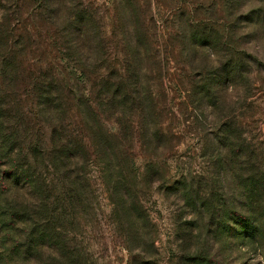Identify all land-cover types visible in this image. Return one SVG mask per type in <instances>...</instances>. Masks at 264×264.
<instances>
[{
  "label": "rangeland",
  "instance_id": "1",
  "mask_svg": "<svg viewBox=\"0 0 264 264\" xmlns=\"http://www.w3.org/2000/svg\"><path fill=\"white\" fill-rule=\"evenodd\" d=\"M80 22L94 23L108 48L86 83L67 73L50 43L72 36L66 26ZM0 24L24 49L20 80L7 91L26 112L23 152L49 132L34 115L29 76L57 68L68 88L97 103L96 127L80 128L92 163L79 188L83 214L72 230L86 264H143L142 244L148 264L212 258L220 245L210 231L219 229L208 230L212 204L201 197L233 201L234 185L252 181L233 171L252 166L247 152L264 170V0H0ZM3 43L0 36V60ZM138 67L134 101L122 113L111 110L94 78ZM120 200L146 220L144 241L125 237L126 224L116 221L122 211L112 203ZM185 222L198 229L190 252L177 240ZM251 257L244 264H261Z\"/></svg>",
  "mask_w": 264,
  "mask_h": 264
},
{
  "label": "trees",
  "instance_id": "2",
  "mask_svg": "<svg viewBox=\"0 0 264 264\" xmlns=\"http://www.w3.org/2000/svg\"><path fill=\"white\" fill-rule=\"evenodd\" d=\"M2 29L3 24H0L4 42L0 60L4 87V92L0 93V264H86L76 252L78 244L72 230L78 227L77 216L83 214L79 188L87 181L85 170L92 163L80 128L81 125L96 127L97 101L93 104L89 95H79L73 88H68L58 79L61 73L57 68L51 67L39 77L29 76L32 85L27 92L36 106L34 115L49 132L46 135L43 130L41 137L31 141L23 152L22 134L30 130L24 127L26 112L13 106L16 104L9 101L7 91L20 80L18 72L24 49L20 37L11 36L8 28ZM96 29L92 22L71 23L66 26V31L72 36L60 43L50 42L67 73L74 72L83 83L88 81L87 75L99 66L108 50ZM130 46L138 63L139 41L131 40ZM130 70L124 75L113 71L94 78L100 80L98 89L102 101L118 113H122L126 105L130 106L138 92L135 87L139 83V67ZM231 71L228 69L224 73L230 72L227 75L230 76ZM108 77L115 81L111 86L104 81ZM251 153L247 152L251 167L233 169L238 175L244 171L252 177L250 182L234 185L233 201L219 203L205 198L208 194L201 197L202 203L212 204L207 205V226L208 230L219 229L216 234L210 233L219 236L220 248L212 258L202 259L200 264H229L232 260L239 264L241 259L244 264L251 256L260 258L259 262L264 264V170ZM235 154L240 158L243 156L240 151ZM52 181L56 184L52 185ZM112 203L116 210L122 211V217H117L116 221L126 224L125 237L133 241L131 238L137 236L144 241L146 233L142 222L146 220L140 215L133 216L134 205L121 200ZM177 229V240L185 252H190L197 226L185 222ZM145 249L142 244L137 252L141 262L148 264L151 260L146 259ZM180 261L196 264L191 258L185 261L179 258Z\"/></svg>",
  "mask_w": 264,
  "mask_h": 264
}]
</instances>
